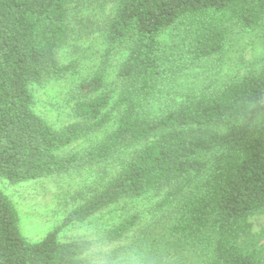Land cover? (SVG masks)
I'll return each mask as SVG.
<instances>
[{
	"label": "trees",
	"instance_id": "1",
	"mask_svg": "<svg viewBox=\"0 0 264 264\" xmlns=\"http://www.w3.org/2000/svg\"><path fill=\"white\" fill-rule=\"evenodd\" d=\"M75 1L0 0V179L49 178L142 147L37 243L21 235L17 210L0 190V264H87L91 243H61V229L162 190L159 225L120 251L152 257L159 247L174 246L196 264H264V232L254 233L250 222L264 215V59L216 91L177 94L167 86L221 55L234 35L260 28L264 0H111L102 66L115 49L126 50L117 97L111 102L104 93L99 68L77 87L73 121L55 130L34 112L30 88L73 72V64L59 63L58 52ZM114 115V130L83 157L58 155ZM137 222L134 215L123 219L105 240L123 239Z\"/></svg>",
	"mask_w": 264,
	"mask_h": 264
},
{
	"label": "rangeland",
	"instance_id": "2",
	"mask_svg": "<svg viewBox=\"0 0 264 264\" xmlns=\"http://www.w3.org/2000/svg\"><path fill=\"white\" fill-rule=\"evenodd\" d=\"M114 12L111 0H76L69 10V37L58 52L61 65H74V70L60 81H46L33 86L34 112L55 130L71 123L72 108L77 99V87L101 67L105 75L104 93L113 102L119 92L117 71L126 56L123 47L115 49L105 59L104 29ZM170 36V35H168ZM168 39V37H166ZM233 44L198 68L187 71L167 85L171 91L195 93L205 87L216 91L228 83L239 81L248 71L264 59V24L255 31L233 36ZM180 97L175 96V100ZM163 103L152 107L158 113ZM116 117L103 128L95 131L58 152L61 157H83L115 128ZM222 131V130H220ZM142 146L122 150L105 163H92L67 173L49 178L11 184L0 179V190L12 201L19 217L21 235L31 243L41 241L48 233L60 227L64 218L100 191L121 171L122 167ZM165 191L150 193L139 199L124 200L84 223L73 224L57 234L59 242L89 241L90 249L83 255L87 264H196V258L187 250L170 246L159 247L152 257L120 251L131 246L148 226L156 227L160 213L155 207ZM138 222L123 239L105 240L106 233L130 216ZM254 233L264 232V215L250 220ZM161 231L158 229L157 232Z\"/></svg>",
	"mask_w": 264,
	"mask_h": 264
}]
</instances>
